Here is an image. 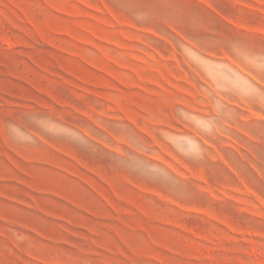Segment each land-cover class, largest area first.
<instances>
[{
    "label": "rangeland",
    "instance_id": "1",
    "mask_svg": "<svg viewBox=\"0 0 264 264\" xmlns=\"http://www.w3.org/2000/svg\"><path fill=\"white\" fill-rule=\"evenodd\" d=\"M0 264H264V0H0Z\"/></svg>",
    "mask_w": 264,
    "mask_h": 264
}]
</instances>
